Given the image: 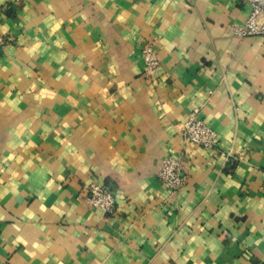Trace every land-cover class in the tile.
Returning a JSON list of instances; mask_svg holds the SVG:
<instances>
[{
  "label": "crops",
  "instance_id": "0c3cea01",
  "mask_svg": "<svg viewBox=\"0 0 264 264\" xmlns=\"http://www.w3.org/2000/svg\"><path fill=\"white\" fill-rule=\"evenodd\" d=\"M250 9L0 0V264H264V35L232 31ZM195 107L216 148L181 137ZM170 156L176 193L158 177ZM93 181L113 213L86 200Z\"/></svg>",
  "mask_w": 264,
  "mask_h": 264
},
{
  "label": "built area",
  "instance_id": "2783aa9c",
  "mask_svg": "<svg viewBox=\"0 0 264 264\" xmlns=\"http://www.w3.org/2000/svg\"><path fill=\"white\" fill-rule=\"evenodd\" d=\"M251 9L247 20L243 24H234L232 31L235 36L264 35V0H247ZM6 39L0 34V47L6 44ZM141 55L145 62L144 75L156 73L161 59L155 48V42L146 41L141 48ZM179 133L187 144L200 146L204 149L216 148L219 143L218 133L208 125L202 116L201 107H195L188 113L187 119L179 127ZM232 157V153H223ZM158 177L163 185L171 192L176 193L186 184L187 177L183 172L182 157L170 156L162 161ZM84 193L88 203L101 209L105 213H113L116 207L114 193L105 185L93 181L84 185Z\"/></svg>",
  "mask_w": 264,
  "mask_h": 264
}]
</instances>
